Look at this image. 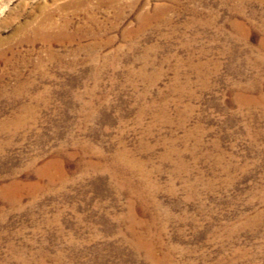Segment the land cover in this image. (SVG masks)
Wrapping results in <instances>:
<instances>
[{
    "label": "rangeland",
    "instance_id": "374dc122",
    "mask_svg": "<svg viewBox=\"0 0 264 264\" xmlns=\"http://www.w3.org/2000/svg\"><path fill=\"white\" fill-rule=\"evenodd\" d=\"M0 264H264V0H0Z\"/></svg>",
    "mask_w": 264,
    "mask_h": 264
}]
</instances>
